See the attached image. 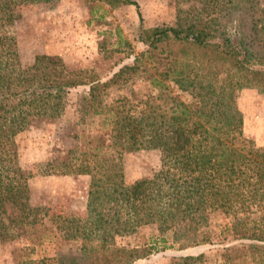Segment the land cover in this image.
I'll use <instances>...</instances> for the list:
<instances>
[{"label": "trees", "instance_id": "16d2710c", "mask_svg": "<svg viewBox=\"0 0 264 264\" xmlns=\"http://www.w3.org/2000/svg\"><path fill=\"white\" fill-rule=\"evenodd\" d=\"M39 1L50 0H0V240L40 246L52 239L46 215L30 206V173L20 166L15 138L53 123L67 92L82 85L79 132L38 166L88 176L89 185L83 221L64 236L79 248L54 247L51 256L12 264H133L152 252L200 246L214 251V264H264V148L244 136L235 101L244 81L264 89L260 0H199L200 8H178L171 25L141 23L144 49L104 81L69 71L54 56L21 63L11 23ZM103 1L139 9L136 0ZM139 74L148 93L104 101L108 89ZM139 150L159 152V169L127 183L123 155ZM148 226L155 233L145 234ZM170 260L209 258L201 252Z\"/></svg>", "mask_w": 264, "mask_h": 264}, {"label": "rangeland", "instance_id": "374dc122", "mask_svg": "<svg viewBox=\"0 0 264 264\" xmlns=\"http://www.w3.org/2000/svg\"><path fill=\"white\" fill-rule=\"evenodd\" d=\"M136 2L138 10L133 5L115 7L103 0H50L22 7L10 27L21 63L31 65L37 56H54L61 60L67 70L86 77L94 74L104 81L122 66L131 65L134 56L144 49V45L138 41L141 23L146 29L171 25L178 8L203 6L199 0ZM260 5L264 7V0H260ZM235 79L242 82L238 76ZM244 83L235 96L243 117L242 131L256 146L264 148V89ZM87 91L86 85L71 88L53 123L34 124L16 136L20 166L30 173V206L39 207L40 214L46 215L44 225L53 237L40 246L22 238L10 242L0 240V264L51 256L54 247L71 251L79 248V240L64 236L72 233L74 227L83 221L89 178L43 172L38 165L45 163L55 152L71 146L72 137L81 127L76 122L79 102ZM148 92L149 86L142 82L139 74L125 84L108 89L104 101L110 103L131 94L140 97ZM179 94L182 100H188V95ZM122 165L126 182L132 183L150 177L159 169L160 154L155 150L126 152ZM41 231L36 230L35 235ZM144 232L147 235L155 233L149 226ZM201 252L209 258L206 264H214V251L206 246L152 252L133 264H170L171 255H195Z\"/></svg>", "mask_w": 264, "mask_h": 264}]
</instances>
